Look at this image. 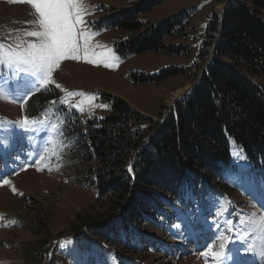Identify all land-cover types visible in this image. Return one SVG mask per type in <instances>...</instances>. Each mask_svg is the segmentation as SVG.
Here are the masks:
<instances>
[{
  "label": "rangeland",
  "instance_id": "obj_1",
  "mask_svg": "<svg viewBox=\"0 0 264 264\" xmlns=\"http://www.w3.org/2000/svg\"><path fill=\"white\" fill-rule=\"evenodd\" d=\"M132 1L83 0L85 31L91 33L89 47L98 56H114L110 67L67 59L54 69L46 86L35 82L25 86L32 77L0 68V264H264V238L256 233L243 244L240 240L241 234L250 231L245 221L254 213L264 214V171L252 168L233 140L231 156L232 149L239 150L247 168L240 169L232 159L234 169L226 173L230 188L225 193L214 191L198 204L185 200L170 213H162L159 221H151L152 228L148 216L131 235L112 233L102 238L79 224L96 208L95 194L78 185L81 177L73 142L62 134L66 114L76 113L84 121L103 119L109 112L107 95L122 99L159 125L209 65L212 45L202 48V44L212 15L219 20L227 0H169L140 14L139 21L155 23L196 8L186 24L193 29L191 37L164 40V45L189 47V53L147 52L121 59L114 41L128 34L98 28L97 22L110 9L124 8ZM34 19L29 5L0 0V43L7 48L34 41L24 35L35 30ZM169 68L179 70L178 74L155 84H137L130 78L133 73L151 76ZM260 78L264 80V75ZM25 116L47 118L59 131L52 132L50 125L25 131L17 124ZM149 124L144 121L142 127L147 129ZM78 224L81 229L76 232ZM222 242L224 254L213 261L206 248L217 251ZM248 244L250 251L245 248Z\"/></svg>",
  "mask_w": 264,
  "mask_h": 264
},
{
  "label": "trees",
  "instance_id": "obj_2",
  "mask_svg": "<svg viewBox=\"0 0 264 264\" xmlns=\"http://www.w3.org/2000/svg\"><path fill=\"white\" fill-rule=\"evenodd\" d=\"M166 1L134 0L124 8L110 9L97 27L128 34L114 41L121 59L147 52L188 54L189 47L164 45V40L190 38L193 29L186 24L196 8L155 23L138 20ZM227 1L221 23L212 15L202 44V48L210 46L219 37L212 62L159 125L122 99L107 95L109 112L103 119L84 121L76 113L66 114L62 134L73 142L81 177L78 185L95 194L96 208L82 217L81 227L102 238L112 233L131 235L148 216L152 228L151 221L170 213L185 196L196 203L214 191L225 193L230 188L226 173L234 169L230 140L242 149L252 168L264 171V80L260 78L264 0ZM178 72L169 68L151 76L133 73L130 78L137 84H155ZM144 121L150 123L147 129L142 127Z\"/></svg>",
  "mask_w": 264,
  "mask_h": 264
},
{
  "label": "snow or ice",
  "instance_id": "obj_3",
  "mask_svg": "<svg viewBox=\"0 0 264 264\" xmlns=\"http://www.w3.org/2000/svg\"><path fill=\"white\" fill-rule=\"evenodd\" d=\"M11 2L27 4L33 10L35 30L27 31L24 35L34 37L35 40L27 42L26 46L21 42L15 46L9 45L7 48L0 43V68L12 69L17 74L23 73L32 77V80L25 81V86L34 82L39 86L48 85L51 83L54 69L67 59L111 66L114 56L107 54L98 56L89 47L91 33L85 31L83 16L86 10L83 0H11ZM2 94L0 92V95ZM74 107L78 106L74 105ZM17 124L25 131H39L40 128L49 125L52 132L59 131L58 125L50 123L47 118L34 120L25 116ZM3 183L7 184L8 181L3 180ZM245 223L250 231L247 235L241 234L242 244L248 236L256 233L264 238V214L254 213ZM231 242L232 238L228 237L227 243ZM224 247L223 242L220 243L217 251H213V247L208 246L206 254H210L211 259L218 262L224 254ZM245 248L250 251L252 245H245Z\"/></svg>",
  "mask_w": 264,
  "mask_h": 264
},
{
  "label": "bare ground",
  "instance_id": "obj_4",
  "mask_svg": "<svg viewBox=\"0 0 264 264\" xmlns=\"http://www.w3.org/2000/svg\"><path fill=\"white\" fill-rule=\"evenodd\" d=\"M232 152H233V158L237 162L239 168L245 170L247 168V165L245 164V159L240 155L239 150L232 149Z\"/></svg>",
  "mask_w": 264,
  "mask_h": 264
},
{
  "label": "water",
  "instance_id": "obj_5",
  "mask_svg": "<svg viewBox=\"0 0 264 264\" xmlns=\"http://www.w3.org/2000/svg\"><path fill=\"white\" fill-rule=\"evenodd\" d=\"M227 2L228 1H226L224 4H223V6H222V8H221V10H220V14H219V21H220V23H221V20H222V14H223V10H224V7L227 5ZM218 39H219V37L217 36L216 37V40L214 41V43L212 44V49H211V57H210V62H209V64L212 62V60H213V54H212V52H213V48H214V46H215V44H216V42L218 41ZM200 80V79H199ZM199 80L184 94V95H182V97L183 96H185L186 94H188V92L199 82ZM232 144H234V143H231V146H232ZM235 145V144H234ZM236 146V145H235ZM237 147V146H236Z\"/></svg>",
  "mask_w": 264,
  "mask_h": 264
}]
</instances>
